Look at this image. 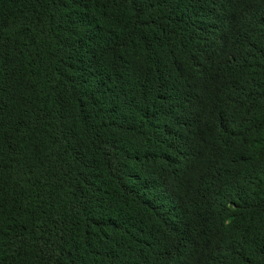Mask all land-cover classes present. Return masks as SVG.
Here are the masks:
<instances>
[{
    "label": "trees",
    "instance_id": "obj_1",
    "mask_svg": "<svg viewBox=\"0 0 264 264\" xmlns=\"http://www.w3.org/2000/svg\"><path fill=\"white\" fill-rule=\"evenodd\" d=\"M0 264H264V0H0Z\"/></svg>",
    "mask_w": 264,
    "mask_h": 264
}]
</instances>
